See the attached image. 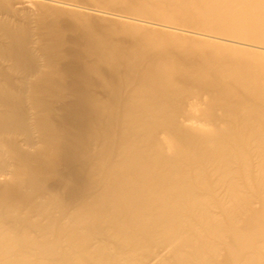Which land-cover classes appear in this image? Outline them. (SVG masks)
Wrapping results in <instances>:
<instances>
[{"label":"bare ground","instance_id":"6f19581e","mask_svg":"<svg viewBox=\"0 0 264 264\" xmlns=\"http://www.w3.org/2000/svg\"><path fill=\"white\" fill-rule=\"evenodd\" d=\"M0 264H264V0H0Z\"/></svg>","mask_w":264,"mask_h":264},{"label":"rangeland","instance_id":"374dc122","mask_svg":"<svg viewBox=\"0 0 264 264\" xmlns=\"http://www.w3.org/2000/svg\"><path fill=\"white\" fill-rule=\"evenodd\" d=\"M231 42V41H230Z\"/></svg>","mask_w":264,"mask_h":264}]
</instances>
